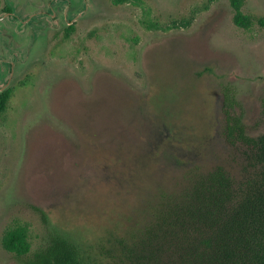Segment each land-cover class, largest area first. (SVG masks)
<instances>
[{"label":"rangeland","instance_id":"1","mask_svg":"<svg viewBox=\"0 0 264 264\" xmlns=\"http://www.w3.org/2000/svg\"><path fill=\"white\" fill-rule=\"evenodd\" d=\"M244 9L247 28L228 0H0V264H18L10 226L42 240L37 208L90 245L148 188L224 159V83L247 133L264 132V0ZM134 139L155 151L132 156ZM145 159L150 184L133 169Z\"/></svg>","mask_w":264,"mask_h":264},{"label":"trees","instance_id":"2","mask_svg":"<svg viewBox=\"0 0 264 264\" xmlns=\"http://www.w3.org/2000/svg\"><path fill=\"white\" fill-rule=\"evenodd\" d=\"M228 2L235 23L247 28L246 0ZM221 93V134L228 146L224 159L190 168L175 185L151 186L132 213L109 224L93 244L84 246L55 229L37 208L45 230L40 243L33 247L27 226L18 224L4 231L3 249L18 264H264V132L247 133L233 84L224 83ZM9 97V89L0 92V113ZM140 104H134L135 112ZM118 106L125 114L127 106ZM142 120L131 127L139 139ZM139 139L130 153L142 159L155 150ZM138 165L136 177L150 184L149 160Z\"/></svg>","mask_w":264,"mask_h":264},{"label":"flooded vegetation","instance_id":"3","mask_svg":"<svg viewBox=\"0 0 264 264\" xmlns=\"http://www.w3.org/2000/svg\"><path fill=\"white\" fill-rule=\"evenodd\" d=\"M13 15V12L11 11V10H7L6 11V16H12ZM33 16H35V15H33ZM33 16H31L30 18H28L27 19V21H25V22H28V21H30V19L33 17ZM24 22V21H23ZM24 22V23H25ZM6 87H7V85L5 86V87H3V88H0V92H2V91H4L5 89H6Z\"/></svg>","mask_w":264,"mask_h":264}]
</instances>
